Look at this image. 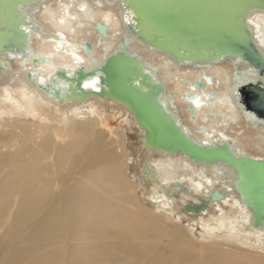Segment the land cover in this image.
I'll return each mask as SVG.
<instances>
[{
	"label": "bare ground",
	"instance_id": "bare-ground-1",
	"mask_svg": "<svg viewBox=\"0 0 264 264\" xmlns=\"http://www.w3.org/2000/svg\"><path fill=\"white\" fill-rule=\"evenodd\" d=\"M25 11L39 24L27 52L0 56V254L20 240L4 264H264L221 249L264 254V225L254 224L231 166L148 148L124 104L68 95L60 80V98L45 89L58 70L96 68L126 42L162 82L164 102L193 140L228 141L237 154L264 159V121L236 92L253 79L252 67L233 57L179 61L129 37L118 0H47ZM247 22L264 53V12ZM83 85L100 90L99 76ZM109 112L121 119L112 135L97 130ZM216 189L225 197L213 200Z\"/></svg>",
	"mask_w": 264,
	"mask_h": 264
},
{
	"label": "water",
	"instance_id": "water-1",
	"mask_svg": "<svg viewBox=\"0 0 264 264\" xmlns=\"http://www.w3.org/2000/svg\"><path fill=\"white\" fill-rule=\"evenodd\" d=\"M43 1L47 0H0V56L4 52H27L30 37L39 24L29 17L25 7ZM118 1L123 7V21L129 29V37L139 38L179 61L233 57L248 63L254 77L237 88V96L248 113L264 121V53L254 40L252 25L247 22L250 14L264 12V0ZM99 29L106 33L107 26L99 24ZM86 46L88 49L93 47L88 40ZM94 76H99L100 90H86L83 82ZM58 80L68 84V95L98 94L126 105L145 131L148 148L181 152L190 160L222 162L231 166L235 174L233 184L241 200L253 211L254 224L264 225V159L237 154L228 141L207 145L193 140L164 102L162 82L127 49L126 42L96 68L80 67L72 76L65 70H58L55 84L49 83L45 87L56 98L64 94ZM203 85V82H197V86ZM185 99L189 100V96ZM189 110L193 112L194 106L191 105ZM210 196L219 200L225 197V192L216 189ZM191 207L195 208L193 204Z\"/></svg>",
	"mask_w": 264,
	"mask_h": 264
},
{
	"label": "rangeland",
	"instance_id": "rangeland-1",
	"mask_svg": "<svg viewBox=\"0 0 264 264\" xmlns=\"http://www.w3.org/2000/svg\"><path fill=\"white\" fill-rule=\"evenodd\" d=\"M120 118L117 116L115 117L112 112L107 113L106 119L103 120L102 122H100L97 126V130L103 131L105 133H107V135H112V133L115 132V130L120 126ZM104 123V125H103ZM117 124V125H116ZM127 133L128 136H133L131 129H127ZM124 138H126V136H123ZM124 148L127 151V155L131 156V153L129 151L128 145H125ZM250 152H257L253 149H250ZM43 214H45V211H43L39 216H43ZM37 216V217H39ZM8 222H10V220L8 219ZM35 224V219L29 221L28 223H26L24 225V233L23 234H28L31 232L32 230V226ZM7 228V226H5L2 230H1V234L4 233L5 229ZM120 242V241H119ZM20 240L16 239L13 240L12 242H10L9 246L7 247L5 252H2L0 254V264H4L6 262H8L10 255L12 254L13 248H15L14 246L19 245ZM218 247V246H215ZM222 250L228 251L230 252V254H234L235 257H237L239 260L238 261H246V260H252V261H264V254L263 253H251L248 251H242V250H237L236 248H231L228 246H223L221 247ZM50 251V244H46L39 253H37L39 256H42L44 253H48ZM36 254V256H38ZM247 258V259H246ZM236 261V263L238 262Z\"/></svg>",
	"mask_w": 264,
	"mask_h": 264
},
{
	"label": "snow or ice",
	"instance_id": "snow-or-ice-1",
	"mask_svg": "<svg viewBox=\"0 0 264 264\" xmlns=\"http://www.w3.org/2000/svg\"><path fill=\"white\" fill-rule=\"evenodd\" d=\"M88 85H85V87H87Z\"/></svg>",
	"mask_w": 264,
	"mask_h": 264
}]
</instances>
